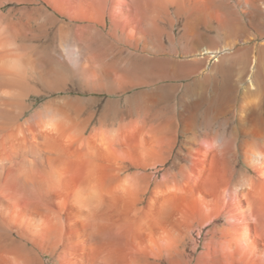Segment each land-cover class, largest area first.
<instances>
[{"label": "bare ground", "instance_id": "obj_1", "mask_svg": "<svg viewBox=\"0 0 264 264\" xmlns=\"http://www.w3.org/2000/svg\"><path fill=\"white\" fill-rule=\"evenodd\" d=\"M0 264H264V0H0Z\"/></svg>", "mask_w": 264, "mask_h": 264}]
</instances>
